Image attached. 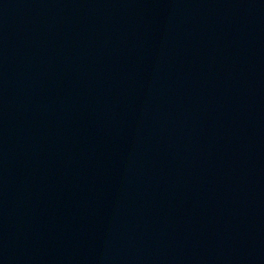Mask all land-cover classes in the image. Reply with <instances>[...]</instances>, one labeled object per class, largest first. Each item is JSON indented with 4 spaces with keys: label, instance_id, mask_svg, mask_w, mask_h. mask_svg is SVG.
Instances as JSON below:
<instances>
[{
    "label": "water",
    "instance_id": "water-1",
    "mask_svg": "<svg viewBox=\"0 0 264 264\" xmlns=\"http://www.w3.org/2000/svg\"><path fill=\"white\" fill-rule=\"evenodd\" d=\"M0 264H264V0H0Z\"/></svg>",
    "mask_w": 264,
    "mask_h": 264
}]
</instances>
